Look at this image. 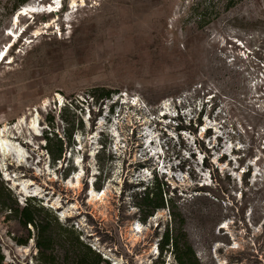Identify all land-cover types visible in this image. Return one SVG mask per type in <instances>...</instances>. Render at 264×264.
Returning a JSON list of instances; mask_svg holds the SVG:
<instances>
[{
  "label": "rangeland",
  "instance_id": "374dc122",
  "mask_svg": "<svg viewBox=\"0 0 264 264\" xmlns=\"http://www.w3.org/2000/svg\"><path fill=\"white\" fill-rule=\"evenodd\" d=\"M23 1L0 0V264H176L175 230L194 264H264V0Z\"/></svg>",
  "mask_w": 264,
  "mask_h": 264
},
{
  "label": "trees",
  "instance_id": "16d2710c",
  "mask_svg": "<svg viewBox=\"0 0 264 264\" xmlns=\"http://www.w3.org/2000/svg\"><path fill=\"white\" fill-rule=\"evenodd\" d=\"M23 2H25V0ZM104 97L108 98L109 94L105 93ZM70 137H71V134H68L67 138L69 139ZM48 141H49V139H48ZM46 150H47L51 160L55 161V160H59L61 158V153H62L61 147L57 153H55L49 146L47 147ZM153 190L154 189L149 190V188H145V191L143 193L144 194L143 200L146 201L148 204V207H150V211L147 214L148 217L151 216L152 211L157 210V209H162L165 207L164 199L162 197L161 192L155 193ZM20 214H21L24 225L30 224V225L36 226V228L38 229V237L39 238L41 237V239L38 241L37 245L39 247L40 254L43 255V252H45L44 249L47 248L41 242L42 237H43L44 233L46 232L45 226L40 224V223L37 224L35 222V220L32 216L31 207L28 204H26L21 209ZM180 237L184 239L185 235L180 234L178 237V235L176 234V230L172 231L171 235L169 234V232H166L165 236L161 239V241H162L160 244L161 246L159 245L160 250L162 251L165 246L171 245V248H172L171 254H173L174 259L176 260V264H194V262L196 261V258L194 256V252H193L191 246L186 241L181 243ZM88 251L91 254L95 255V252L91 251V249L88 248ZM96 257L98 258V262L101 261V257L98 254H96ZM88 262L89 261L87 258L85 261L81 260V261L77 262V264H89L90 262L89 263ZM98 262H97V264H98Z\"/></svg>",
  "mask_w": 264,
  "mask_h": 264
},
{
  "label": "bare ground",
  "instance_id": "6f19581e",
  "mask_svg": "<svg viewBox=\"0 0 264 264\" xmlns=\"http://www.w3.org/2000/svg\"><path fill=\"white\" fill-rule=\"evenodd\" d=\"M39 3H42L44 0H37ZM46 1H50V0H46ZM56 3H57V5H59V2H58V0H56ZM40 6V4H38V5H34V6H29V7H25V8H23L22 10H21V12L19 13V15L21 16L22 14L23 15H33L34 13H38L37 12V10H36V7H39ZM49 9H51V8H49ZM40 11V10H39ZM42 11H44V9H42ZM46 11V10H45ZM41 12V11H40ZM18 15V16H19ZM19 22V17H17V20L15 19V24L17 25V23ZM49 24H47L46 23V26H48ZM111 37V36H110ZM9 51H10V49H9ZM8 51V52H9ZM3 60V59H2ZM2 63V62H1ZM0 63V64H1ZM0 147H1V151H2V155H6L5 154V150H4V148H3V146L2 145H0ZM14 157V156H13ZM17 162H21L19 159L17 160ZM95 195V194H94ZM95 197V196H93V192H91V194H90V197ZM91 197V198H92Z\"/></svg>",
  "mask_w": 264,
  "mask_h": 264
},
{
  "label": "water",
  "instance_id": "95a60500",
  "mask_svg": "<svg viewBox=\"0 0 264 264\" xmlns=\"http://www.w3.org/2000/svg\"><path fill=\"white\" fill-rule=\"evenodd\" d=\"M0 152H1V149H0Z\"/></svg>",
  "mask_w": 264,
  "mask_h": 264
}]
</instances>
